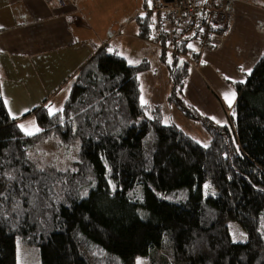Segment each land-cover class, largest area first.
Returning a JSON list of instances; mask_svg holds the SVG:
<instances>
[{
    "label": "trees",
    "instance_id": "trees-1",
    "mask_svg": "<svg viewBox=\"0 0 264 264\" xmlns=\"http://www.w3.org/2000/svg\"><path fill=\"white\" fill-rule=\"evenodd\" d=\"M143 12L147 39L154 21ZM205 30L203 17L176 44L197 66ZM170 60L168 101L181 109L176 97L195 67ZM147 68L101 48L79 69L62 112L33 111L40 130L32 136L0 98V264H19L17 237L37 248L40 264H264V53L232 85L229 124L212 127L206 147L164 125L157 110L145 115L138 76ZM50 140L78 146L70 175L29 156ZM207 183L214 195L204 196Z\"/></svg>",
    "mask_w": 264,
    "mask_h": 264
},
{
    "label": "crops",
    "instance_id": "crops-1",
    "mask_svg": "<svg viewBox=\"0 0 264 264\" xmlns=\"http://www.w3.org/2000/svg\"><path fill=\"white\" fill-rule=\"evenodd\" d=\"M89 1L0 0V98L5 95L10 103L26 101L31 107L45 109L50 98L41 101L43 97L39 94L24 97L23 93L15 92L18 89L15 84L24 78L37 81L52 68L53 75L46 76V81L49 84L56 78L59 81L46 89L62 86L72 81L98 50L108 48L102 47L104 43L110 46L116 42L109 54L123 58L131 66L147 63L148 67H157L163 66V59H173L139 38L138 19L144 16L145 7L128 19L122 15L118 21L108 22L93 15ZM139 2L136 0L137 5ZM258 3L233 1L226 34L214 35L213 47L197 54L202 64L199 71L191 69L184 85L185 95L202 91L221 112L224 107L232 108L236 95L231 107L224 95L233 93L231 83L244 81L264 52V2ZM100 30L101 33L107 30L108 35H100ZM41 67L45 68L43 72ZM138 77L139 83L140 80L144 85L151 83L149 73H140ZM168 83L170 86L169 78ZM220 125H226L225 121Z\"/></svg>",
    "mask_w": 264,
    "mask_h": 264
},
{
    "label": "rangeland",
    "instance_id": "rangeland-1",
    "mask_svg": "<svg viewBox=\"0 0 264 264\" xmlns=\"http://www.w3.org/2000/svg\"><path fill=\"white\" fill-rule=\"evenodd\" d=\"M138 1H140L139 5L136 4V0H90L89 2L93 9L92 13L94 16L99 17L101 21L116 22L121 19L122 15L124 17L128 16L126 18L128 19L132 16L133 12H137L138 9L149 5V0ZM257 1L259 2L258 4H261L260 2H264V0ZM217 2L218 1H216V3ZM208 3L211 4L212 0H208ZM234 16L235 14L233 12L232 20ZM101 31L102 30H100L99 33L100 35L105 37L108 35L107 30L103 31L102 33ZM105 45H108L106 51L110 53L113 51V48H115L117 43L114 42L110 46L108 43H104L102 47ZM169 61L171 60L164 59L162 60L163 66H149L146 70H144V72H141L149 73L151 76V83L149 85H144L141 80L139 83L138 77V83L140 87V102L141 98H143V100L146 102L143 104L141 103L146 108L145 115L149 118H152V116H154L152 109L157 110L155 117H158L164 125L175 126L190 139L206 147L209 145L211 140L212 127H216V125L222 126L220 124L224 121L226 125L229 124L228 118L225 116L228 107H224V111L222 110L221 112L220 109L216 107L215 103L208 97V95L204 94L202 91H199L198 93H191L189 95H185L184 91L178 94L176 101L180 100L182 106L181 109L174 106L173 103L170 104L168 97L172 91L173 79L171 68L169 67ZM200 64H202V61L199 59L198 71L200 70ZM40 69V72H43L45 68L41 67ZM191 69L192 68L188 66V74L186 75L187 78ZM52 70L53 69L51 68L48 72H44V76H42V78L40 77L37 81L27 78L20 80L18 84H15L18 88L15 92L23 93L24 97L39 94V96L41 95V97H43L41 101L45 100L46 98H50L46 103L45 109L49 113V108H52L54 113H57L59 112V109L64 108L65 102L69 96L75 79L70 82L68 81L62 83V86L59 85L50 89L53 87V85H55V83H57V81H59L58 78H56V80L52 81L50 84L49 80L46 81V76L51 77V75H53ZM186 77L185 79L187 80ZM203 77L208 78L205 75ZM53 78L55 79V75ZM168 78L170 80V86H168ZM185 79L184 83L186 82ZM234 83L236 82L231 83V85ZM48 85H50V88L46 89ZM155 91L156 94H154ZM12 92L13 91H11V93ZM232 92L235 93V89H233ZM182 99L184 100V103H182ZM3 101L5 107L7 106L6 110L9 118L14 120L18 127L19 125H24L26 129L32 131L34 134L39 132L36 131V129L40 130L37 124V117L33 114V111L38 108V106L35 108L31 107L32 105L26 101L19 104L10 103L5 100V95L3 97ZM30 109L32 110L30 111ZM77 154V145L72 144L70 146H65L60 144V142L57 140H50L32 151L29 156L33 158L37 165L42 169H53L70 175V171H74V169H71V166H73L74 162L77 161ZM82 189L85 190L86 187H82ZM82 189L81 191L84 192ZM209 194L214 195L215 190L212 189L207 183L204 185V196H208ZM228 226L230 233L232 234V238L235 241H243L245 239V234L236 223L229 222ZM16 243L17 260L19 264H40L36 247L31 245L29 241H25V239L20 237H17ZM138 262L139 264H148V259H134L131 264H138Z\"/></svg>",
    "mask_w": 264,
    "mask_h": 264
},
{
    "label": "built area",
    "instance_id": "built-area-1",
    "mask_svg": "<svg viewBox=\"0 0 264 264\" xmlns=\"http://www.w3.org/2000/svg\"><path fill=\"white\" fill-rule=\"evenodd\" d=\"M232 4L233 0H212L211 4L206 0H151L147 11L153 15L152 35L142 41L165 56L186 60L198 69L192 62L194 56L182 55L177 42L192 34L205 17L206 30L200 34L197 48L199 52L209 49L214 35L227 32Z\"/></svg>",
    "mask_w": 264,
    "mask_h": 264
},
{
    "label": "snow or ice",
    "instance_id": "snow-or-ice-1",
    "mask_svg": "<svg viewBox=\"0 0 264 264\" xmlns=\"http://www.w3.org/2000/svg\"><path fill=\"white\" fill-rule=\"evenodd\" d=\"M150 3H151V0H149V4H150ZM189 47H191V45H189ZM129 63H132V62L129 61ZM225 79H228V77H225ZM234 98H235V94H234V93H232V94H227V93H226V94L224 95V99H225V101L228 103L229 107H231V105H232V101L234 100ZM141 103H142V104H143V103H146V102L143 100V98H141ZM59 111L62 112L63 109H59ZM49 114H50V115H54V114H55L52 108H49ZM19 127H20L21 131H23V132L25 133V135H33V134H34L32 131H29L28 129H26L24 125H19ZM36 131H39V129H36ZM41 170H42V169H41ZM138 264H139V262H138Z\"/></svg>",
    "mask_w": 264,
    "mask_h": 264
},
{
    "label": "clouds",
    "instance_id": "clouds-1",
    "mask_svg": "<svg viewBox=\"0 0 264 264\" xmlns=\"http://www.w3.org/2000/svg\"><path fill=\"white\" fill-rule=\"evenodd\" d=\"M148 6H146V8H147ZM143 14H144V12H142ZM140 39H145L144 37L143 38H141V37H139Z\"/></svg>",
    "mask_w": 264,
    "mask_h": 264
},
{
    "label": "bare ground",
    "instance_id": "bare-ground-1",
    "mask_svg": "<svg viewBox=\"0 0 264 264\" xmlns=\"http://www.w3.org/2000/svg\"><path fill=\"white\" fill-rule=\"evenodd\" d=\"M157 52H158V49H157Z\"/></svg>",
    "mask_w": 264,
    "mask_h": 264
}]
</instances>
